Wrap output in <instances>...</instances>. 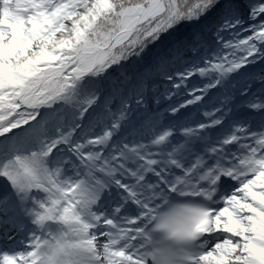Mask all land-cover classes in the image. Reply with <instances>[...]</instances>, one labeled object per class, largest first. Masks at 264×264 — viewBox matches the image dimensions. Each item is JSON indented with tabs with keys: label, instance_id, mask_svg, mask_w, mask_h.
I'll return each mask as SVG.
<instances>
[{
	"label": "snow or ice",
	"instance_id": "6c2138e0",
	"mask_svg": "<svg viewBox=\"0 0 264 264\" xmlns=\"http://www.w3.org/2000/svg\"><path fill=\"white\" fill-rule=\"evenodd\" d=\"M0 264H264V0H0Z\"/></svg>",
	"mask_w": 264,
	"mask_h": 264
}]
</instances>
